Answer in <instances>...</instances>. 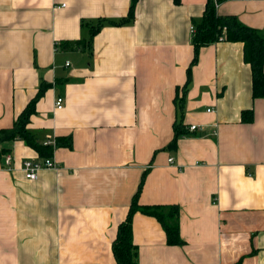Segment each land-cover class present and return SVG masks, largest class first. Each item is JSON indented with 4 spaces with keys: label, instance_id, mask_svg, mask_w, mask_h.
<instances>
[{
    "label": "crops",
    "instance_id": "0c3cea01",
    "mask_svg": "<svg viewBox=\"0 0 264 264\" xmlns=\"http://www.w3.org/2000/svg\"><path fill=\"white\" fill-rule=\"evenodd\" d=\"M206 2L139 0L133 23L88 45L82 23L126 17L131 0H0V130L49 85L28 128L56 163L32 181L23 163L42 158L24 141L10 144V168L0 156V264H117L141 182L140 204L179 206L184 244L137 213L139 264H264V98L243 44L202 48L184 91ZM217 9L264 34V0ZM175 124L186 133L170 149Z\"/></svg>",
    "mask_w": 264,
    "mask_h": 264
},
{
    "label": "trees",
    "instance_id": "16d2710c",
    "mask_svg": "<svg viewBox=\"0 0 264 264\" xmlns=\"http://www.w3.org/2000/svg\"><path fill=\"white\" fill-rule=\"evenodd\" d=\"M139 0H131L130 9L126 17L114 19H98L95 23L84 21L83 26H89L90 35L86 44L92 45L93 39L106 26H126L136 19V5ZM179 3L180 0H175ZM228 0H207L205 11L200 22L193 23L191 44L194 56L187 71V83L184 91L188 90L192 80V68L198 62L200 50L220 42L242 43L244 46V59L252 70L253 97L264 98V34L240 22L234 15H222L218 12V5ZM79 41L77 44H81ZM49 85L43 83L36 97L19 115L11 128L0 130V156L11 151L10 144L22 140L27 146L35 150L42 159L51 158L54 146L41 144L28 128L31 117L35 114L37 101L44 95ZM181 108L183 101L179 102ZM242 120L250 122L253 119L252 110L243 112ZM185 126L175 124L174 137L169 144L170 149H176L179 138L184 135ZM56 143L62 147H71L69 138H58ZM143 182L133 196L126 219L119 225L117 237L113 243V255L117 264H139V250L134 244L133 220L137 213L153 217L162 225L167 242L171 246H182L184 241L180 235V208L178 205H142L139 196Z\"/></svg>",
    "mask_w": 264,
    "mask_h": 264
},
{
    "label": "built area",
    "instance_id": "2783aa9c",
    "mask_svg": "<svg viewBox=\"0 0 264 264\" xmlns=\"http://www.w3.org/2000/svg\"><path fill=\"white\" fill-rule=\"evenodd\" d=\"M192 32H194L193 28H192ZM56 106L58 110H61L64 108V98L63 97L57 98ZM196 128H197L196 126H192L191 130L195 131ZM50 144L51 142L45 143V145H50ZM169 161L173 162V159L171 158ZM12 163H13V157L12 155L8 154L5 158V166L7 168H10L12 166ZM22 169L25 173V177L28 180L34 181L38 178V174L40 171L44 169H56V163L54 162V160H52V158H46V159H41V160H36V161L26 160L23 163Z\"/></svg>",
    "mask_w": 264,
    "mask_h": 264
},
{
    "label": "rangeland",
    "instance_id": "374dc122",
    "mask_svg": "<svg viewBox=\"0 0 264 264\" xmlns=\"http://www.w3.org/2000/svg\"><path fill=\"white\" fill-rule=\"evenodd\" d=\"M53 143L51 142V144L50 145H52Z\"/></svg>",
    "mask_w": 264,
    "mask_h": 264
}]
</instances>
